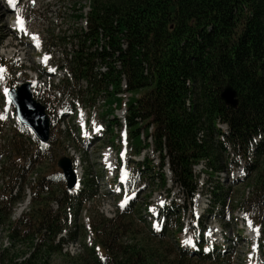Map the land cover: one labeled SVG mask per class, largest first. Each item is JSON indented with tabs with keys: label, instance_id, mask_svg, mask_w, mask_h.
I'll list each match as a JSON object with an SVG mask.
<instances>
[{
	"label": "trees",
	"instance_id": "16d2710c",
	"mask_svg": "<svg viewBox=\"0 0 264 264\" xmlns=\"http://www.w3.org/2000/svg\"><path fill=\"white\" fill-rule=\"evenodd\" d=\"M85 19L88 30L78 36L80 44L70 55L77 97L85 102L81 83L86 80L93 95L88 102H96L98 95L106 93L110 97L107 104L120 105L117 96L126 80L127 91L140 95L130 104L127 118L133 144L138 154L146 148L143 131L148 138L147 130L154 125L159 171L150 159L143 165L161 176L164 187L167 181L161 171L168 160L174 186L191 203L199 185L193 167L206 161L207 173L214 179L225 171L222 160L229 155L228 147L245 162L248 171L259 170L250 156L255 138H260L257 154L264 155V0H93ZM100 67L106 72L101 73ZM227 85L238 93L237 109L226 106L220 98ZM219 123L228 126L226 140H222L225 134ZM48 147L50 156H61L60 143L52 142ZM10 150L27 154L28 147L13 143ZM27 173L20 171L8 183L10 187L18 183L22 190L18 196L0 201V225L8 229L12 248L0 251V264H52V254L62 255L69 264L186 262L172 260L159 244L153 243L165 238L167 228L160 235L149 230L145 238L138 240L143 232L136 227L133 208L118 213L114 220H91L94 246L86 244L83 254L77 256L63 254L66 240L57 239L69 230L67 242L75 240L69 217L82 209L92 189L86 187L77 197L64 187L45 191V184L51 183L40 177L37 184L31 185L30 211L15 222L10 217L11 209L29 185ZM255 184L246 203L264 207V172H259ZM214 190L217 198L224 196L220 186ZM55 201L57 211L52 207ZM175 214L169 213V221L178 222ZM127 237L132 239L125 240ZM20 244L28 250L16 249ZM97 247L105 261L98 258ZM198 251L190 258L212 259L202 258L201 249ZM182 254L187 259L184 250Z\"/></svg>",
	"mask_w": 264,
	"mask_h": 264
},
{
	"label": "rangeland",
	"instance_id": "374dc122",
	"mask_svg": "<svg viewBox=\"0 0 264 264\" xmlns=\"http://www.w3.org/2000/svg\"><path fill=\"white\" fill-rule=\"evenodd\" d=\"M92 1L22 0L19 13L25 19L28 35L16 36L13 29V21L19 15H17L18 11L13 12L7 5V0H0V54H2L0 59V66L2 68H0L2 71L4 70L3 76L10 88L15 87L18 82L25 81L36 74L44 76L43 80L36 81L39 84L36 87L35 97L44 104L49 102V116L53 120V127L51 129L52 138L53 140L61 138L64 142L65 150L77 155V158L80 160V167L83 170H81L82 174L84 172L82 188L85 185V189L86 187L92 189L89 194L91 197L88 201L85 200L86 203H83L82 209L74 214L70 229L71 232L75 233V241L62 247V253L70 254L71 256L83 254L84 246L87 243L92 245L93 238H91V243L89 242L91 220L97 221L100 218L110 220V217L118 213L119 202L122 201L123 196L114 195L110 191V188L113 187L116 192H119V186L117 184L113 186V182H111L116 179L117 175L113 172L114 166L111 165V162L107 166L105 154L108 152L112 153L113 160L116 161V156L122 150H117L122 146L119 136H123L129 131L123 128L122 133H120L121 129L115 127L116 122L114 117L104 115L107 110V106L104 104V101L108 99V96L105 95L106 93H102L96 97V111L90 113L92 114V122L100 123L103 127H106L105 130L107 131L104 139L99 140L95 144L92 143V145L85 147L81 143L77 129L79 119L75 117L74 112L62 118L63 120L60 122L55 117V110L61 107L60 104L72 102V95L75 92L69 90L62 101L59 95H54L53 97L54 91L52 87H55V84L52 82L68 78L66 69L70 70V55L80 44L78 36L88 29L85 17L89 15V6ZM37 41L42 45V53H40L41 49H39ZM7 43H9L8 46ZM15 47H18L17 52H13V48ZM95 50H97V45L92 49L93 52ZM22 54L26 55L25 61ZM46 54L51 57V64L53 66L64 67L62 73L52 79L43 74L39 66L40 64H37V61L41 59L43 61ZM82 87L86 91V88H88L86 82L82 83ZM88 96L89 92L87 91L85 97L87 98ZM3 102L4 95L0 92V103ZM74 104L80 106L75 99ZM91 104L95 105L93 102ZM87 106L89 105L87 104ZM112 108L116 111L114 106ZM116 114L119 118V111L114 112V116ZM12 125H4L2 121L0 122V162L7 161L13 167L18 168L22 164V159L10 156L5 145H8L9 141H16L18 143L28 141L31 149L36 150L38 144H36L28 129L22 127L13 128ZM220 128L224 130L225 126L221 125ZM143 141L144 144L147 143L145 139ZM253 143L251 160L252 162H257L258 171L247 173L243 162L238 161L234 157L232 148H228L230 156L225 155L222 160L225 171L215 176L214 179H210L209 175L205 173V169H207L205 164L195 169L194 173L198 177L199 188L198 194L190 204L186 203L182 191L175 188L167 168L161 171V173L164 172L166 175L167 182L165 187L162 184L161 176L154 173V171L146 170L143 172L142 170L138 172L136 170V162H144L146 159L154 161L153 163L156 167L159 166L160 160L158 159V155L152 149L144 150L140 157L132 155L129 168L132 191L130 194L137 196L135 201L136 211L133 218L136 224H138L136 226L138 231L140 233L143 232V235L139 236L138 240L147 236L146 234L150 230L151 223L157 217L158 212L175 202L180 205L179 209L175 208V206L173 207V210L177 211L175 219L178 222H171L168 225L170 227L165 238L153 242L155 245L159 244L166 256H171V259L174 261L186 260L187 263L184 262V264H252L253 262L255 264H264V253L258 248V241L263 237L264 231L262 228L261 231H258L254 224V222L259 224V226L262 223L264 224V207H258V205L254 207V204L250 206L246 203L248 202V198L252 197L253 191L251 187H257L255 183L259 177V172H264V155L259 156L254 151L256 149L255 143H258V140ZM32 153L30 151L31 155ZM41 156H44V160L41 159ZM232 159H234L233 163H231ZM34 161L33 170H36L35 173L40 174V177H47L52 180H50L51 184L49 182L45 184V191L57 190L59 187H63L64 181L60 179V169L56 163L50 162L46 158V154L43 155L41 152L40 155L35 157ZM33 170L27 173V182L30 176L32 177ZM113 178L115 179L113 180ZM110 182L111 187L109 186ZM218 186L224 190V196L220 194V198L214 195L216 191L214 189ZM25 189L23 195L28 196L26 186ZM6 196H8L6 193H1L0 201H3ZM221 198L224 200H220ZM149 207L152 208L149 210ZM30 208L28 205L25 206V203L19 204L17 207L14 205L10 215L13 214V219L19 218L21 215L28 213ZM149 213H151V216ZM193 216L195 217L194 221H192ZM180 224L183 226L182 231H180L181 227L179 228ZM7 230L6 226L0 225V239H4L5 243L7 240L4 236H8ZM203 233L204 237H202ZM131 239V237H127L125 240ZM178 240L185 249H191L200 242L205 249L203 253H207L208 249L217 247H220L224 253L221 254L219 261H216L214 257L212 260L191 259V255H187V252H185L187 259H184L181 257L183 254L181 248L178 246ZM4 242H1L2 246L3 244L5 245ZM16 249L20 251L28 250L26 246L21 244ZM87 258L89 257L87 256ZM51 263L69 264L66 258L59 254H52Z\"/></svg>",
	"mask_w": 264,
	"mask_h": 264
},
{
	"label": "water",
	"instance_id": "95a60500",
	"mask_svg": "<svg viewBox=\"0 0 264 264\" xmlns=\"http://www.w3.org/2000/svg\"><path fill=\"white\" fill-rule=\"evenodd\" d=\"M9 97L16 107L18 118L22 124L30 127L41 142L49 143L50 119L46 113V107L33 99L30 84H23L17 89H12ZM220 98L228 107L237 109L239 106L238 93L231 85H227L222 90ZM58 166L63 170L68 190H72L76 185L77 178L71 159L67 157L60 159Z\"/></svg>",
	"mask_w": 264,
	"mask_h": 264
},
{
	"label": "bare ground",
	"instance_id": "6f19581e",
	"mask_svg": "<svg viewBox=\"0 0 264 264\" xmlns=\"http://www.w3.org/2000/svg\"><path fill=\"white\" fill-rule=\"evenodd\" d=\"M23 55V57H24V61L26 60L25 59V57H26V55L25 54H22ZM1 78H3V75H2V77ZM5 89V93H6V90H7V88H4ZM111 91V90H110ZM109 92V91H108ZM108 92H107V94H108ZM118 97V96H117ZM108 98H110V97H108ZM107 100V99H106ZM101 106V105H100ZM94 113V112H93ZM79 172V178H80V180H82V177H83V174H82V171H78ZM5 243V242H4Z\"/></svg>",
	"mask_w": 264,
	"mask_h": 264
},
{
	"label": "snow or ice",
	"instance_id": "6c2138e0",
	"mask_svg": "<svg viewBox=\"0 0 264 264\" xmlns=\"http://www.w3.org/2000/svg\"><path fill=\"white\" fill-rule=\"evenodd\" d=\"M10 2H11V0H10Z\"/></svg>",
	"mask_w": 264,
	"mask_h": 264
}]
</instances>
